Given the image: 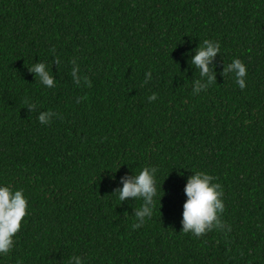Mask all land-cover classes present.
<instances>
[{
	"label": "trees",
	"instance_id": "trees-1",
	"mask_svg": "<svg viewBox=\"0 0 264 264\" xmlns=\"http://www.w3.org/2000/svg\"><path fill=\"white\" fill-rule=\"evenodd\" d=\"M205 39L215 82L193 94ZM234 58L243 90L222 75ZM149 166L155 210L133 228L142 201L115 192ZM195 171L225 205L200 237L181 232ZM0 183L29 203L0 264H264V0H0Z\"/></svg>",
	"mask_w": 264,
	"mask_h": 264
},
{
	"label": "clouds",
	"instance_id": "clouds-1",
	"mask_svg": "<svg viewBox=\"0 0 264 264\" xmlns=\"http://www.w3.org/2000/svg\"><path fill=\"white\" fill-rule=\"evenodd\" d=\"M220 44L218 41L205 39L196 49V54L192 57V64L199 70L200 79L195 81L192 87L193 94H199L207 90L215 82V74L209 65L214 57L220 53ZM55 52V48L51 50ZM60 58L57 57V63ZM72 74L79 68L75 60L71 61ZM35 73L38 80L47 88H54V81L51 71L43 62L36 63L29 69ZM231 74L235 84L243 90L246 87L245 77L247 67L245 63L234 58L224 68L222 75ZM152 78L151 72L145 73L144 83ZM86 84L90 82L84 77ZM77 83H79L77 81ZM150 102L156 100V93H152L147 98ZM79 102V100L77 101ZM30 104L29 107H35ZM55 114L49 111H42L38 115L41 124H48ZM157 169L154 167H144L135 176L131 178H121L122 187L115 192L120 201L127 198L140 199L142 203L134 211L133 228H139L147 219H150L155 210L156 197V177ZM187 196L183 204V219L181 221V232L191 234L194 237H200L213 229H224L225 223L221 219L224 212L223 189L221 184L215 182V177L206 171H195L188 177L184 188ZM29 207L28 199L22 188H13L9 184L0 183V256L7 255L14 245V236L21 228V221L27 215ZM230 230V226H228ZM75 260V264H84L80 256L70 258Z\"/></svg>",
	"mask_w": 264,
	"mask_h": 264
}]
</instances>
